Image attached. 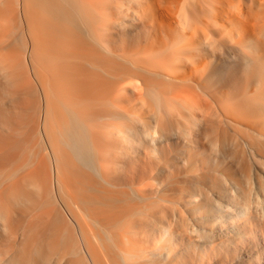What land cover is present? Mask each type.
I'll list each match as a JSON object with an SVG mask.
<instances>
[{"label":"bare ground","instance_id":"1","mask_svg":"<svg viewBox=\"0 0 264 264\" xmlns=\"http://www.w3.org/2000/svg\"><path fill=\"white\" fill-rule=\"evenodd\" d=\"M99 3L102 5L94 4L93 6L91 0H0V106L2 104L0 108V164L5 166L2 169V165L0 167L1 170L5 169L3 172L0 170V247L2 246L0 264H141L138 260L139 254L149 249H156L160 256L164 255L168 259L174 245L173 233L169 226L162 222L158 225L157 235L142 234L143 238L149 237L150 239L147 241L150 245V247L148 246L149 249L141 246L142 243H138V239L135 237L129 236L133 223L128 218L129 221L119 222L122 225L118 223L120 227L123 226V230L119 234H106L105 229H103V231L105 230L104 233L99 230L101 228L99 226L106 228L105 226L111 225H107L106 222L109 221H105L106 219L104 220L102 216L103 214L105 216L108 205L112 207V202H108L106 206V192L111 190L113 192V189L115 190L117 187L121 190L124 188L117 185L118 183H109V180L111 181L116 177L115 175L114 177L109 176L112 179L110 178L106 182V177H108V173H106L108 166L106 168V165H108L109 160L105 161L104 159L106 156L109 159L110 153L105 151L109 154L107 153L104 157L103 149H100L99 146L104 145L103 147L106 148L105 144L109 136L114 137L112 138L114 143L121 145L117 152L115 150L113 153L115 162H110L115 168L119 166V162L121 163L116 157L122 156L124 158L120 160H126L127 163H130L131 161L128 160H131V157L138 152L140 153L139 149L144 148V141L147 138L154 145L150 152L147 151L149 154L146 152L148 155L151 154L152 158L159 157L161 145H166L173 140L183 144L186 148V153L183 154V164L187 165L189 172L193 173L197 179L189 191L187 199L169 201L168 203L175 222L181 218L187 225L185 220L190 216V226L193 231L199 232L203 226L206 227L202 231L207 240L197 246L199 257L212 259L211 256L217 257L222 249L223 253L231 251L236 256L235 260L238 259V264L249 262L252 259H264V0H106L105 2L100 0ZM96 32H106V35L104 33L100 37V33H98V37L95 36L97 35ZM55 35H61L58 36L60 41ZM49 39L59 42L51 43ZM41 40L47 41V44L49 41V48H47V44V47L44 46L45 41L42 42ZM61 41L63 42L62 47ZM92 41L97 42V46L104 51L106 56L98 55V51L99 57L96 55L95 58L99 59L93 58L95 53L92 52L94 49H99L97 46L93 48ZM40 42L44 44L45 50H43V46L40 49L42 45ZM57 43H60V48L64 49L65 47V52L63 49L60 50L61 52L58 50L59 54H63L64 57H62L63 55L60 57L57 51L55 52L56 46H59ZM52 45L55 46L53 47L55 50L50 47ZM101 50L99 54H103ZM100 56L104 57L103 59L106 57V62L103 59V62L99 61L102 58ZM91 57L95 59L94 62L97 60V62H101V65L98 63L99 68L106 63V66L104 65L106 67L105 77L107 74L111 79L113 74H109V69L115 70L119 68V66L116 67L117 64H121V76L124 85L120 87L119 82L115 81L121 88L119 89L120 93H117L125 95L124 98L128 99L127 102H137L136 104L133 103L131 109L132 103L126 104L125 102V108L126 110L130 109L129 111L126 112L122 107L114 108L116 106L112 107L111 111L108 110L104 107L103 99L106 97H103V93L101 96L99 93V97H101L99 100L98 94L95 92L96 79L99 80L100 84L102 83L101 85L98 83L102 87L104 81L102 82L98 78L101 76L98 75H101L99 73L103 71L97 68L101 72L96 74L98 77L95 75L98 71L95 69L96 67H93ZM44 58L45 62H43ZM47 62L51 64L50 69L53 68L50 71H48ZM56 62H59L58 64H61L62 68L65 65V77L62 76L65 75L63 72L59 75V71L64 69L58 71L56 68L59 65ZM54 63L57 65L55 67L58 71L57 74V71L52 67ZM104 66H102V70ZM44 67L46 69H43ZM92 67L95 69V73H91ZM108 67L110 68L108 69ZM42 69L46 73L55 71V73H48L49 76L54 74L59 76L58 78L54 77L56 81L53 76L47 77L48 80L52 78L51 82L54 80V86L60 87L59 92L56 86L55 88L53 85L50 87L48 85L50 82L46 83L47 75L46 73H44L45 76L41 74ZM114 72L112 71V73ZM91 75L97 77L95 78L96 82L94 81L96 85L94 87L91 86ZM42 76L45 77V83L50 90L45 89L47 85L44 87L45 83H42ZM60 76L64 77L62 81L68 77L66 78L69 80L68 85L67 82L61 83H66V88L64 84L63 89L59 86ZM118 77L115 76L116 80ZM105 81L107 82V80ZM105 85L106 83L103 86L105 87ZM41 86L43 89L40 88ZM90 87L95 89L91 90ZM101 87L98 88L101 89ZM60 89L61 91L65 89L63 94L60 93ZM105 89H102L103 92ZM43 90L52 91L54 97L48 96V93L51 94V92L43 93ZM39 91H42L40 93L44 98L49 97V102H51L52 97H56L52 100L54 103L50 104L51 107H49L48 100H45L47 98L44 99L45 104L43 105L47 107L45 111L42 110L45 107L40 109L39 99L41 98L39 97L42 95L39 96ZM94 92L98 97L99 104H97L100 107L96 109V111L100 110L99 113L93 111L94 114H99L95 121L91 117L93 114L91 109L96 107V105L91 107L92 97L95 96ZM58 95L61 112L63 109V112L65 111L67 114L66 116L64 112L65 117H63V112L60 114V106L55 105L58 101ZM121 95L119 96L121 97ZM121 98L123 99V97ZM118 99L120 101V98ZM16 100L21 101L22 111L18 109V101ZM122 101L124 103V100ZM8 102L10 105L15 103L12 106H17L20 113L24 112L23 109L29 110V112L31 110L32 115L34 114L33 117L29 112L23 113L26 116H31L28 126V118L23 116L26 119L23 120L21 118L23 114L15 113L17 110H13V107L11 109ZM20 103L18 105H21ZM52 105L57 106L54 112H57L58 116L60 114L59 117L64 122L59 121L57 114L52 115L53 110L51 109H55ZM127 105H130L129 109H127ZM136 105L139 110L136 109ZM9 107L12 111L9 110ZM48 108H51V112ZM113 108L115 110L121 108L122 111H125L119 110L121 113H125L124 116L121 115L127 121V123L125 121L124 124L119 125L121 128L114 126L115 123L112 120L117 118L119 111H115ZM140 108L143 111L144 109L149 110L147 111L149 114L144 112L154 122L151 131L145 128L146 123L143 121L145 117L139 116L144 112H137V110L141 111ZM106 109L110 111L107 118ZM13 111L21 119L20 122L17 120L19 123L13 125L14 127L11 123L16 122V119H11V122L10 117L14 118L15 116L9 115ZM35 111H40L37 113L38 116ZM115 112L116 114H114ZM121 115L119 116L121 117ZM16 118L18 119L17 116ZM106 119L112 121L108 126H106ZM22 120L27 123H22ZM134 123L139 127L133 126ZM60 125H63V128ZM15 126H18V130L19 127L24 130L28 129V133L26 130L24 133V130L20 129L21 133L23 131L21 135L20 131L13 129ZM11 128L17 132V135H21H18L19 137L16 135L19 139H14V136L12 138ZM34 135L38 138L42 136L43 141L40 140L41 142H39L38 140V143L37 140L32 141L36 137L33 138ZM201 137L207 138L209 146L215 153L210 160L206 158L204 153L192 150L200 146ZM15 140L21 149L13 146L16 145L13 142ZM37 144L40 145L37 146ZM13 147L19 149L21 154H17L18 151L14 153L16 152L14 150L17 149L12 150ZM22 149H24L23 153L26 151L29 157L24 155L26 153H22ZM12 151L15 155L22 156L23 154L25 156H22L23 159L16 156L17 159L14 158L13 162H15H12V166L19 162L18 159L21 160V165L32 164L33 166H30L33 169L34 165H37L38 168L43 165L44 168H41H43L44 178L41 170L38 169L39 171L36 170L38 173H36L35 181V173H33L35 169L33 172L31 169L32 173L30 172L33 174L32 179V175L30 176L26 167V170L23 168L26 172L22 171L25 176L22 174L24 177H20L18 174L21 172L20 169H18L19 171L14 170L18 163L15 164L14 169L10 168L13 158L11 155H14L11 153ZM143 155L145 154L143 153ZM70 157V160L74 158L78 164L74 159L69 162ZM148 157L146 156V158ZM133 158L135 159V156ZM67 160L71 166L74 165L75 161V166L72 167H76L75 170L78 171H74L69 165L67 166ZM141 161H143L142 158ZM63 162L67 168L70 167L71 171L62 167ZM134 163L136 162L134 161ZM208 163L213 164V167L208 168ZM216 164H226V167L222 165L225 169L222 172H217ZM227 164H232L235 171H230ZM80 165L86 167L90 174L93 173L96 176L95 179L98 178L99 180L91 181L94 178L91 180L86 178L90 181L81 179L83 181L79 180L72 184L71 181L74 179L71 181L63 180L67 175L66 172L70 173L72 170L74 174L80 171L79 176L80 173H83L82 176L90 177V174L82 171V166V169L79 168ZM7 166L11 171L14 170L12 171L13 174ZM130 168L133 169V166ZM64 169L66 171H64L65 176L62 172ZM119 169L115 170L119 171ZM115 170L113 173L116 172ZM15 173L20 178L19 180L16 179L17 181L14 178ZM39 173H41L42 178L37 181ZM71 174L68 175L71 176ZM93 174L92 177H94ZM27 176L30 178L27 179ZM67 176L66 178L70 179ZM82 176L80 177L82 178ZM124 176L128 175L125 174ZM130 177L129 179H131ZM140 177L142 176L137 175V179ZM206 180L210 183H205ZM116 181L118 182V180ZM68 183L72 186L77 184L74 186L76 190L73 191H77V195L75 193L72 195L73 188L71 189ZM125 183L128 184L129 182ZM136 183L138 184V182ZM141 183V187L137 184L134 186L135 183L130 187L128 186L130 190L127 191H131L130 193L134 197L144 201L143 204L146 205V191L143 192L145 190L142 189L144 187L143 181ZM32 187L35 188L34 193H49L52 198H50L51 196L44 198L43 193H39L38 197L42 196L44 199H36V194L30 190ZM108 187L110 190H107ZM124 190L125 192H123ZM83 191H87L89 195H86L87 192L83 194ZM119 192L126 193V189L124 188ZM92 193L95 194L92 195ZM114 193L118 194L115 191ZM130 193L128 195L131 199H127L129 202L134 198ZM110 194L113 193L110 192ZM126 194L121 193L120 198L117 197L119 201L113 196L114 194L112 195L113 198L108 199L109 201L114 200L115 202L117 200L120 202V199L122 200L121 195L126 197ZM115 196H119V194ZM49 199H53V202ZM127 200L125 201L127 202ZM156 200L160 206L165 203L160 196ZM126 202L124 203L126 204ZM51 203L55 206L53 208L49 206L52 212L49 215L52 219L48 217V213L46 218L49 219H47L48 222L55 221V224H52L53 222L49 224L46 218H43L49 211V208L47 211L44 206L47 207ZM131 203L134 206L133 201ZM127 204L129 203L127 202ZM125 206L127 207V205ZM139 207L141 208V206ZM39 208L42 211L43 209L46 210V212L41 213L40 210L41 214L38 213ZM117 208H120V212L122 207L120 205ZM33 211H37V214H34ZM124 211L126 212V210ZM130 213L133 215L136 212L131 210ZM143 213L142 206L141 211L135 215ZM121 214L123 215V213ZM27 215H30V218ZM185 215H187L186 218ZM15 217L17 219L18 217L26 218L24 221L27 220L31 223H26L27 221L22 222L21 225L17 223L19 228L14 223L15 228H17L15 229L13 227V222L17 220H14ZM141 217L145 218L143 215ZM31 219L38 220L40 223L34 224L39 226H35L36 230L42 225L41 230L39 229L38 233L35 232L36 235L34 236L33 234L28 236L29 230L34 228L27 226L34 223ZM41 219L46 220L45 223L47 224L45 225L47 227L43 226L44 223L41 224ZM115 220L117 223L118 219L115 218ZM17 221L22 220L19 218ZM89 222L98 226L88 225ZM23 223H25L24 227H22ZM69 223L75 225L74 227L80 232L82 240L80 246L78 245L81 242L77 244V247L63 246L58 242L65 237L61 236L63 233L58 230L61 228L58 225H63L62 228L68 230L69 227L66 228L65 226H68ZM88 226L96 229L98 227V230L93 229V231L91 227L87 228ZM42 227L44 228L42 229ZM63 229L60 230L63 231ZM57 231L60 232L59 235ZM66 231H64V235L67 233ZM91 231L92 233H89ZM98 231L99 233L102 232L101 238L105 234L103 240L107 237L112 244L107 245L101 239L105 245L102 244L100 235H97L99 234ZM12 239H17L16 247L13 245ZM29 239L34 244H26L25 242ZM56 240L57 242H55ZM99 240L100 242H98ZM143 247L146 249H142ZM110 248L113 249L112 254H109ZM242 255L247 256L245 260ZM70 257L74 259L72 258L71 261ZM152 263L168 264L163 260L152 261Z\"/></svg>","mask_w":264,"mask_h":264},{"label":"rangeland","instance_id":"2","mask_svg":"<svg viewBox=\"0 0 264 264\" xmlns=\"http://www.w3.org/2000/svg\"><path fill=\"white\" fill-rule=\"evenodd\" d=\"M94 1H95V3H94ZM91 0V3L93 4V6H94V4L96 5V4H99V6L100 5H102L101 3H102V1H101V3H99L100 2V0ZM106 0H104V2H105ZM98 2V3H97ZM98 6V5H97ZM98 6V7H99ZM97 8V7H96ZM95 25V24H94ZM94 28H96L97 29V27L96 26H94ZM104 31V30H103ZM102 32V31H101ZM101 32H98V33H100V35L97 33V35H95V36H100V37H102L101 36V34H104L105 33V35H106V32H104V33H101ZM95 33V34H96ZM41 35H43V34H41ZM104 35V38L106 37ZM49 36V35H48ZM55 36H61V35H55ZM98 36V37H99ZM43 37H45V36H43ZM52 37V36H51ZM51 37H50V39H51ZM54 37V36H53ZM57 37H54V38H57ZM47 38V37H46ZM49 38V37H48ZM61 39H63L62 37H60ZM97 38V37H96ZM43 39V38H42ZM45 39V38H44ZM50 39H49V41H50ZM58 39H59V37H58ZM46 40V39H45ZM45 40H41L42 42L43 41H45ZM48 40V39H47ZM57 40V39H56ZM48 41V44L51 42V43H56V42H54V40H52V41H50L49 42ZM59 41H60V39H59ZM58 41V42H59ZM63 41V40H62ZM60 42L59 44L61 45V47H62V44H63V42ZM46 42V43H45ZM44 42V44L43 43H41L42 45H41V48L40 49H42V46L44 45V46H46V44H47V41H45ZM93 43H92V46H93V48H95L94 46H97V42L96 41H92ZM47 44V48H49V45ZM58 44V43H57ZM58 44V45H59ZM96 44V45H95ZM53 45H55V44H53ZM50 46L51 48H53V47H55V46ZM60 45L57 47L56 46V48L55 49H57V50H55L54 48H53V50H55V52L57 51V54H59L61 51H62V49L63 48H60ZM44 46H43V50H45V48H44ZM98 47V46H97ZM96 47V48H97ZM58 48H60V49H58ZM92 48V49H93ZM97 49H99V47L97 48ZM49 50V49H48ZM53 50L51 49V51H52V53H53ZM60 52H59V51ZM65 50V47H64V49H63V52H65L64 51ZM100 50L101 49H99V50H95L94 49V51L92 52L93 54L95 53V55L93 56V54H92V56H93V58H95V56L97 55V52L99 51L100 52ZM42 51V50H41ZM46 51H47V49H46ZM51 51H49V52H51ZM96 51V52H95ZM102 51V50H101ZM54 52V53H55ZM62 52V53H63ZM99 52H98V55H102V56H106V55H104V51H102V53L103 54H99ZM101 53V52H100ZM61 54H59V56H60ZM63 55V54H62ZM61 55V56H62ZM97 55V56H98ZM60 56V57H61ZM102 56H100V58L102 57ZM62 57H64V55L62 56ZM99 57V56H98ZM92 58V57H91ZM92 58V61H93V67L95 68V69H97V68H99L98 67V65L101 63V62H103V61H105L106 60V57H105V59H103L104 57H102L101 58V60H99V61H101V62H94L95 61V59H99V58H95V59H93ZM62 59H64V58H62ZM102 59H103V61H102ZM47 61V60H46ZM59 61V60H58ZM63 61V60H62ZM43 62H45V58H44V61ZM106 62V61H105ZM50 63V62H49ZM57 63V62H56ZM59 63V62H58ZM57 63V64H58ZM61 63V62H60ZM99 63V64H98ZM47 64H48V62H47ZM47 64H45L44 63V65L45 66H47ZM63 64H64V62H63ZM103 64V63H102ZM106 64V63H105ZM104 64V65H105ZM120 64V63H119ZM49 65V69H48V71H50L51 69H53V68H51L50 69V65L51 64H48ZM55 63L53 64V66L52 67H54V69H55V67H57V65H55ZM59 66L58 67H61V68H56L58 71H59V69L61 70V69H64L63 71H59V75H61V72H65V70H66V68H64L65 67V65H63V68H62V65L61 64H58ZM61 65V66H60ZM101 65V64H100ZM104 65H102V66H104ZM121 65V64H120ZM120 65H118L117 64V66L116 67H118L119 66V68H114L115 70H113L112 69V71H115L116 72V70H117V72L114 74V73H112V71H111V69H109L110 67H108V69L110 70V73H109V71H108V73L111 75V74H113V75H111V76H113L114 77V79H113V77H112V79L111 78H109L108 77V75L106 74V77H105V72H106V65L104 66V68H105V70H104V68H103V70H102V66H100V68L99 69H101V71H103V72H101L100 70V72L101 73H99V71H98V69H97V71L98 72H96L95 73V69L92 67V69L90 70L91 71V73H95V75L96 74H101V75H98V76H101V77H103V78H101V77H98L97 75V77L98 78H100L101 79V81L103 82V85H104V83H106V85H105V87L102 85V87L100 86L101 84H100V82H98L99 80L98 79H96V81H95V78H97L96 76H92V75H94V74H92L91 76V79H92V81H91V86L93 85V87H94V85H95V82H96V89H95V92H97V93H103L104 95H103V97H106V98H104L103 100H104V107H106L108 110H112V107H114V106H116V107H114V108H117V107H122V108H124V110L127 112V111H129L133 106L132 105H134L133 103H137V102H127L128 101V99L126 100V98H124V96L125 95H121V94H119L120 93V90L119 89H121L120 87H122L123 85H124V80H123V78H122V73H121V71H122V66H120ZM43 69H46L45 67L43 68ZM42 69V71H41V74L43 75L44 73H46L44 70ZM55 69V70H56ZM107 69V70H108ZM56 70V71H57ZM44 71V72H43ZM47 71V70H46ZM58 71L56 72V74L58 73ZM52 73H55V71L53 72V71H51ZM51 72H47L46 73V78L48 77V78H50V77H52L53 76V78L55 77V78H58L59 76H55L56 74H54V75H52V76H49L48 75V73L50 74ZM67 72V71H66ZM118 73V74H117ZM65 74V73H64ZM118 75H119V77H118ZM44 76H45V74H44ZM62 76H66V74L65 75H62ZM62 76H60V79H61V82H58V84H59V86H61V88L63 87V84L65 85V88L67 87L66 86V83H63V84H61L62 82H67V85H68V79L66 80V78H68V77H66L65 78V80H63L62 81V79H64V77L62 78ZM110 76V77H111ZM115 76L116 77H118L117 78V80H116V78H115ZM94 77V78H93ZM42 78H43V76H42ZM48 78L45 80V77L42 79V83H45V81H46V83L48 82H50L48 85L51 87L52 85L54 86V84L55 83H53V81L51 82V79H49L48 80ZM54 78V79H55ZM94 79V80H93ZM103 79H105V80H107V82L105 81V80H103ZM33 81V80H32ZM55 81H56V79H55ZM59 81V80H58ZM95 81V82H94ZM115 81L119 84V86L117 85V83H115ZM92 82H94V83H92ZM45 83V85H44V87L47 85ZM52 83V84H51ZM98 83L100 84V85H98ZM51 84V85H50ZM61 84V85H60ZM116 84V85H115ZM122 84V85H121ZM34 85H35V83H34ZM42 86H43V84H41ZM46 86L45 87V89L47 88V87H49V86ZM42 86L40 87V88H42ZM56 86V85H55ZM55 86H54V88H55ZM119 88H118V87ZM101 87V89H99V88ZM39 88V89H40ZM53 87H52V90L54 89ZM60 88V87H59ZM59 88H57V86H56V89L58 90ZM97 88L99 89L98 91H97ZM103 88H106L105 89V91L104 92H106V93H104L103 92ZM43 89V88H42ZM41 89V90H42ZM47 89H49L50 90V88H47ZM63 89V88H62ZM90 89H91V87H90ZM93 88L91 89V90H94ZM44 91V90H43ZM54 92H55V90H53ZM63 91H65V89L64 90H62L61 91V89H60V93H62ZM101 91V92H100ZM42 91H39V96H41L42 94ZM45 92H51V94L50 93H48V96H53L54 97V93L52 92V91H44L43 93H45ZM57 92V91H56ZM58 92H59V90H58ZM94 92V94H95V96L94 97H92L93 99H92V101H91V107H95V105H96V107L93 109H91L92 111V115H91V117H92V120H96L98 117H99V114L97 115V114H94V112L95 113H97V111H96V109H97V107H99V100H98V97H96V93ZM117 92H119V93H117ZM122 92V91H121ZM53 93V94H52ZM92 93H93V91H92ZM56 94H59V93H56ZM56 94H55V96H56ZM63 94V93H62ZM121 95V97H123V99L119 96V95ZM123 94V93H122ZM46 95V94H45ZM61 95V94H60ZM52 97V100L53 99H56V97L55 98H53ZM127 97V96H126ZM39 98H41V99H39L40 101V104H39V102H38V104L40 105V109L42 108V107H45L43 104H45V102H44V99L45 98H47V97H43V95L41 96V97H39ZM51 98V97H50ZM95 98V99H94ZM97 98V99H96ZM118 98H120V101H118L119 99ZM14 99H17V98H14ZM13 99V100H14ZM19 99V98H18ZM21 99V98H20ZM36 99H37V97H36ZM43 99V100H42ZM60 98H59V95H58V98H57V100L59 101H55L56 102V104L55 105H61V104H59L60 103V100H59ZM118 99V100H117ZM135 99V98H134ZM134 99H133V101H134ZM12 100V101H13ZM38 100V99H37ZM47 102H48V104L50 105V104H53L54 102L51 100V102H49L50 100H49V97L47 98V99H45ZM98 100V101H97ZM122 100H124V103H123V101ZM11 101V102H12ZM16 101H18V104L21 102L20 100H16ZM36 101V100H35ZM13 102H15V101H13ZM42 102V103H41ZM44 102V103H43ZM46 102V103H47ZM108 102V103H107ZM119 102V103H118ZM125 102H126V104L128 103H132L131 104V106L130 105H127V109H129V106H130V109L129 110H126V104H125ZM16 103V102H15ZM15 103H11V105H10V103L8 102V105L9 106H11V109H12V104H15ZM96 103V104H95ZM98 103V104H97ZM106 103H107V105H106ZM112 103H114V104H112ZM7 104V103H6ZM17 104V106L19 107H13V110H17L16 112L15 111H13V113H11V114H9L10 116L12 115V117H14V118H11L10 117V120L11 119H16V122H12V120H11V125H12V127H14L13 125H18V123L20 122V120L21 119H19V115H17V114H15V113H17L19 110L20 111H22V108L20 107V106H22V104L21 105H18ZM111 104H112V106H111ZM116 104V105H115ZM122 104V105H121ZM7 105V106H8ZM43 105V106H42ZM1 106H2V104H1ZM1 106H0V108H1ZM46 106H48L47 104H46ZM53 106V105H52ZM49 107H51V105L49 106ZM57 107V106H56ZM56 107L55 106H53V108H55V109H51V108H48L49 110L51 109V110H53V112H51V110H50V112L52 113V115L54 114V115H56L57 114V116H58V113L57 112H54V110H56ZM19 110H18V109ZM46 108L47 107H45V109L44 108H42V110L43 111H45L46 110ZM60 108V114L63 112V109H62V112H61V106L59 107ZM58 108V109H59ZM100 108V107H99ZM113 108V110H115ZM138 107H137V105H136V109H137ZM10 109V107H9V110L10 111H12ZM106 109V118L109 116V113H110V111H108ZM41 110V111H42ZM116 110H121L122 111V109L121 108H118V109H116ZM115 110V111H116ZM122 111V112H125V111ZM138 110H139V108H138ZM137 110V112L138 113H142V111H143V109H141L140 108V110L141 111H138ZM10 111H8V112H10ZM23 113H25V114H27L28 112H29V110H24L23 109ZM33 111V110H32ZM58 111V110H57ZM94 111V112H93ZM117 111V112H118ZM144 111H149L148 109L146 110V109H144ZM143 111V112H144ZM7 112V113H8ZM15 112V113H14ZM27 112V113H26ZM38 112H40V111H38ZM38 112H36L35 111V113L37 114ZM65 112V111H64ZM64 112L62 113L63 114V117H65V114H66V112H65V114H64ZM109 112V113H108ZM146 112H144V114H140L139 116H141V117H145L144 118V122L146 123L145 124V128H148V129H150L149 131H151V129L153 128V126H154V122H152L151 120H150V117H149V115L147 116V114H146ZM22 113V112H21ZM21 113L20 112H18V114H20L21 115ZM22 113V114H23ZM31 113V114H30ZM45 113V112H44ZM50 113V114H51ZM98 113H99V111H98ZM148 113V112H147ZM2 114H4V113H2ZM25 114H23L22 116H21V118H23V116L25 117L26 115ZM29 114L30 115H32V112H31V110H30V112H29ZM60 114H59V116H60ZM114 114H116V112L114 113ZM125 115V113L123 114V113H121L120 111H119V115ZM149 114V113H148ZM5 115V114H4ZM7 115V114H6ZM9 115H8V117H9ZM26 116L25 118L27 119L28 118V120H27V122L29 121V118L31 117V116ZM39 115H40V113H39ZM94 115H96V116H94ZM118 114H117V118L116 119H114V120H112L115 124H114V126L115 127H119V128H121L119 125H122V124H124V122L126 121V118L125 117H123L122 115H121V117L119 116ZM16 116L18 117V119L16 118ZM34 116V114L32 115V117ZM37 116H38V114H37ZM58 116V118H59V121H62L61 120V118ZM66 116H67V114H66ZM36 117V116H35ZM56 117V116H55ZM123 117V118H122ZM138 117V116H137ZM136 117V118H137ZM125 118V119H124ZM26 119H24L23 118V120H26ZM64 119V118H63ZM17 120H19V122H17ZM22 120V123L23 122H26V121H23ZM116 120V121H115ZM68 121V120H67ZM111 120H107L106 119V126H108V124H110L111 122H112ZM26 122V123H27ZM62 122H64V121H62ZM13 123H15V124H13ZM30 122H28L27 123V126H28V124H29ZM60 123V122H59ZM126 123H127V121H126ZM137 123V122H136ZM136 123H134L135 125H133V126H138V125H136ZM25 124V123H24ZM58 124V123H57ZM62 124V123H61ZM64 124V123H63ZM67 124H68V122H67ZM20 125L21 126H23L21 123H20ZM19 125V126H20ZM61 126V125H60ZM62 128H63V125L61 126ZM139 127V126H138ZM44 128V127H43ZM60 128V127H59ZM61 128V129H62ZM14 130L15 129H17L18 130V126L16 127L15 126V128H13ZM12 128H11V133H12V138H13V136H14V139L15 138H18L19 136L18 135H20V134H18L17 135V132H14V130H13ZM20 129H22V130H24L23 128H20L19 127V130H18V132L20 131ZM12 130H13V132H12ZM26 131H27V133H28V129H25ZM25 130H24V133H26L25 132ZM42 130H44V129H42ZM42 130H41V132H42ZM62 130H64V129H62ZM40 132V133H41ZM16 133V134H15ZM20 133H21V131H20ZM13 134H15V135H13ZM23 134V131H22V133H21V135ZM18 137H17V136ZM20 135V136H21ZM40 135V134H39ZM41 135H42V133H41ZM16 136V137H15ZM36 135H34V136H32L33 138L35 137ZM37 137V138H36ZM35 138H34V140H32V141H36L37 140V143H38V140H39V142H41V141H43V137L42 136H39V138H38V136H36ZM21 138V137H20ZM32 138V139H33ZM112 138H114V137H112V136H109L108 138H107V140H106V144H105V147L106 148H104L103 146H99V148L100 149H103V152H104V157H105V155H107V153L109 152L112 156H113V153H114V151L116 150V152H117V149H119L120 148V146L121 145H119L118 143H114V139H112ZM19 139V138H18ZM18 139H16V140H18ZM145 139V138H144ZM15 140V141H16ZM41 140V141H40ZM112 140H113V143H112ZM13 141L14 142V144L16 143V145H13V146H17L19 143V140H18V142L16 141ZM32 141L30 140V143H32ZM149 141V139L147 138L145 141H144V148L141 150V149H139L140 150V153L138 152L136 155H133L132 157H134L135 156V159L133 158L132 159V157H131V160L129 159L128 161H131L130 163L128 162L127 163V161L126 160H120L121 158L123 159L124 157H122V156H118V157H116L117 159H119V161H121V163L119 162V166H117V168H115V167H113L114 165L112 164V163H114L115 162V155L112 157L109 153V159L107 158L108 156H106L105 157V161L106 160H109V162H108V165H106V168H107V166H108V168H107V170H106V173H108L107 175H108V177H106L107 179H106V182H108V179H112V177H114V175L116 176V177H114L111 181L109 180V183H113V184H117V185H119V186H122V187H124L125 189H126V193H123V192H125V190L123 191V192H119V191H122L124 188H122V190L119 188V187H117V188H115V190L110 186V185H108L107 183H106V185L107 186H110L112 189H113V192H112V190L111 191H109L108 193L106 192V206L108 205V202L109 203H111L112 205V207H110L109 205V207L107 208L106 207V213H105V216H104V214L102 215L103 217H104V220L105 221H109V222H106V224L107 225H109V224H111L110 226H105L106 228H104V227H102V226H99V227H101V228H99V230L101 231H103V229H105L106 230V234H111L112 233V235H116V234H119L122 230H123V226H121L120 227V225H122V224H120L119 222H123V221H129L130 220V222H132L133 223V228H130V234H129V236L130 237H135V239H138V243H142V244H140L141 246H145L147 249H149L148 248V246L150 247V245L147 243V241H149L150 239H149V237H147V238H143L142 237V234H154V235H157L156 233H157V229H158V225H160V222H162V223H164V224H166V225H168L169 226V228H170V230L172 231V233H173V236H172V240H173V247H172V251H171V253L169 254V257H168V259L163 255V256H160L159 255V251H157L156 249H153V250H145L146 252H142V253H140L139 254V258H138V260H139V262L141 263V264H153L152 263V261H154V262H156V261H161V260H163V262L165 261L166 263H168V264H238V259H236L235 260V255H233L232 253H231V251H229L228 253H223V250L221 249V251H220V254L217 256V257H212L211 256V258L212 259H202V258H200L199 257V255H198V251H197V246H198V244H201V243H203L204 241H206L207 239H205L204 238V234H203V231L202 230H205V226H203L202 228H201V230H199V232H197V231H193L192 230V227L190 226V224H191V221H190V216H188L187 217V215H185V218H186V223H187V225H185L184 224V220H181V218L180 219H178V222H175L174 221V217H173V214H172V211H171V209H170V204L168 203L169 201H178V200H181V199H187V195L189 194V191L192 189V186H193V184L195 183V181H196V177L194 176V174L193 173H190L189 172V170H188V168H187V165L186 164H183V159H184V155L183 154H185L186 153V148L183 146V144H181V143H179V142H177V140H173V142H169V143H166V145H161V147H159L160 148V150H159V157H151L150 155H148L149 154V152H150V150H151V148L152 147H154V145H152L151 143H150V141ZM112 144H111V143ZM18 143V144H17ZM34 143H36V142H34ZM41 144V143H40ZM40 144H37V146H39ZM118 144V146L116 147V145ZM96 145H97V143H96ZM95 146V145H94ZM93 146V147H94ZM18 148H19V146H17ZM162 148V149H161ZM14 149H17V148H12V150H14ZM19 149H21V148H19ZM19 149H17V150H14V151H16V152H14V151H12L11 153L12 154H14V153H17V151L19 150ZM23 150L24 149H22L21 151H22V153H23ZM96 150H97V147H96ZM149 150V152H147ZM193 151H199V152H201V153H204V155L206 156V158L208 159V160H210V158L211 157H213L214 155H215V153L212 151V149H211V147L209 146V144H208V140H207V138H205V137H201L200 138V146L199 147H197V148H194V149H192ZM98 151V150H97ZM100 151V150H99ZM105 151H108V152H105ZM14 152V153H13ZM19 152V151H18ZM115 152V153H116ZM146 152L148 153V154H146ZM24 153H26V151H24ZM23 153V154H24ZM97 153V152H96ZM143 153L145 154V155H143ZM17 154H21V152H19V153H17ZM15 155V157H14V155L12 156L11 155V157H13L12 158V161H11V166H10V164H8L9 166H10V168L12 167H14L15 168V164L16 163H18V165H19V162H20V165H19V167L17 168V166L18 165H16V168L14 169V170H18V169H20V173H18L19 175H20V177H24L25 176V173L24 172H22V171H25L26 170V168H28L27 169V171H29L28 173L30 174V172H31V169H32V172L34 171V169H35V172H33V173H35V175H34V180L36 181V179H35V176H36V173H38L37 171H39V170H41V173L43 172L42 171V169L44 168L43 167V165H41V167H43V168H41V167H37V165H34V169H33V167L31 168V166H33L32 164H27L26 166H24L23 164L21 165V160H19L18 159V161L19 162H16L15 164H13L14 166H12V162H13V160H15L14 158H16L17 159V157L18 158H20V159H23V157L22 156H27V157H29V155H28V153H26V154H22V156L21 155H19V156H21V157H19L18 155ZM142 154V155H141ZM97 155V154H96ZM17 156V157H16ZM24 156V157H25ZM71 156V155H70ZM141 156H143V157H141ZM145 156V157H144ZM146 156L148 157V158H151V159H148V158H146ZM111 157V158H110ZM141 158H142V160L143 161H141ZM68 159V158H67ZM71 159V157L68 159L69 160V162H71L72 160H70ZM112 159V161H110ZM68 160H67V162H66V164H67V166L69 165L74 171H78V170H75L76 169V167L75 168H73L74 166H75V161H74V165H70V163L68 162ZM114 160V161H113ZM126 161V162H125ZM133 161V162H132ZM134 161L136 162V163H134ZM139 161V162H138ZM15 162V161H14ZM13 162V163H14ZM65 162H63V164L65 163ZM110 162H112V163H110ZM122 162H123V164H122ZM143 164H142V163ZM69 163V164H68ZM76 163L78 164V162L76 161ZM96 163V162H95ZM97 163H99L98 161H97ZM106 163V162H105ZM131 163H132V165H131ZM137 163H139V164H137ZM145 163V164H144ZM62 164V165H63ZM66 164H64L62 167L64 168V167H66ZM76 164V166H78ZM80 164V163H79ZM125 164V165H124ZM127 164V165H126ZM1 165H2V167H1ZM31 165V166H30ZM124 165V167H122ZM129 165V166H128ZM133 166V169L132 168H130L131 166ZM222 165L224 166V167H226V164H216V167L215 168H217V172H222L225 168H223L222 167ZM22 168H21V167ZM27 166H29L30 167V169H29V167H27ZM36 166V167H35ZM39 166V165H38ZM81 166L82 165H80V167L79 168H81ZM121 166V167H120ZM0 167H1V169L4 167L5 168V166H3V164H0ZM26 167V168H25ZM70 167L69 168H67L66 167V170H68V171H71V169H70ZM83 167V172H87V174L89 175L90 174V171L89 170H87V168L86 167H84V166H82ZM119 167H120V169H119ZM130 168V169H126V168ZM207 167L208 168H211V167H213V164H210V163H208L207 164ZM7 168H9L8 166H7ZM9 168V170H10V172H12V171H14L13 169H12V171H11V169ZM25 170H24V169ZM41 168V169H40ZM62 168V169H63ZM79 168H77V169H79ZM119 169V171H116L115 169ZM135 168H138V169H136L135 170ZM227 168L230 170V171H235V167L232 165V164H227ZM0 169V170H1ZM23 169V170H22ZM39 169V170H38ZM82 169V168H81ZM86 171H85V170ZM112 169V170H111ZM117 172H115V173H113L114 172V170ZM124 169H126V170H124ZM3 170H5V169H3ZM3 170H1L2 172H3ZM16 170V171H17ZM37 170V171H36ZM73 170H72V172H70V173H68V172H66L65 171V169L62 171V172H66L67 173V175L68 174H71V176H67L66 175V173L64 172V176L66 175L67 177H70V179L68 178H66V176H65V178H63V180H69V181H71L72 179H74V180H72L71 181V184L72 183H76L77 181H83V180H81V179H84V181H90L91 180V178L93 179V180H91V181H97V180H99L98 178L97 179H95L96 178V176L93 174V173H91L89 176L90 177H85V175H81V174H83V173H80V176H82V178L78 175V173L80 172H78V173H73ZM80 170V169H79ZM132 170H134L133 172H135L138 176H142V177H140V178H138L137 179V175L135 174V173H133L132 172ZM1 171H0V174H1ZM19 171V170H18ZM88 171H89V173H88ZM128 171V172H127ZM26 172V171H25ZM31 172V173H32ZM111 172V173H110ZM128 174H127V173ZM129 172H132L131 174H129ZM41 173H39L40 175L38 176V178H37V181L40 179L41 180V178H42V176H43V178H44V174L42 173V176H41ZM44 173H45V169H44ZM12 174H13V172H12ZM24 176H23V175ZM28 174V175H29ZM73 174H74V178H73ZM84 174H86V173H84ZM92 174L94 175V177H92ZM122 174H126V175H128V176H124V175H122ZM22 175V176H21ZM26 175H27V173H26ZM32 175V179H33V174H30V176ZM38 175V174H37ZM87 175V176H88ZM106 175V176H107ZM112 175V177H109V176H111ZM17 176V177H16ZM30 176H29V178H30ZM63 176V177H64ZM79 178H78V177ZM126 177V178H124V177ZM130 176H133V177H130ZM76 177H77V179H76ZM83 177H85V178H83ZM129 177L132 179H129ZM12 178V180L14 181V179H13V176L11 177ZM14 178H15V181H17L16 179H20L19 178V176L18 175H16V173H15V176H14ZM27 179H29L28 178V176L26 177ZM86 178H90V180H88V179H86ZM127 178H128V181H127ZM136 178V179H135ZM31 179V180H32ZM86 179V180H85ZM141 179V180H140ZM43 180V179H42ZM76 180V181H75ZM116 180H118V182L116 181ZM130 180H131V183H130ZM137 180V181H136ZM140 180V181H139ZM12 181V182H13ZM116 181V182H115ZM134 181V182H133ZM141 181H143V185H144V187H142V189L144 188L145 190H143V192L144 191H146V196H147V201L145 202L146 203V205H144L143 203H144V201L142 202V201H140L138 198H136V197H134V195L133 194H131L130 192H128L127 190H130L129 189V187L131 186V185H133L134 183V186H136V182H138V186L139 187H141L142 185V183H141ZM68 182V181H67ZM124 182H129L128 184H124ZM133 182V183H132ZM140 182V183H139ZM70 183V182H69ZM68 183V185H69V187L72 189V195H74V193L77 195L78 193H77V191H75V192H73L74 190H76V188H74V186H76L77 184H73L74 186H72L71 184H69ZM205 183H210L208 180H206L205 181ZM130 184V185H129ZM71 185V186H70ZM116 185V186H117ZM141 185V186H140ZM129 186V187H128ZM110 187H108V189L107 190H110ZM127 187V188H126ZM29 189V188H28ZM34 189V190H33ZM120 189V190H119ZM30 190L31 191H33V193H34V191H35V188H33L32 187V189L30 188ZM106 190V191H107ZM119 190V191H118ZM37 191V190H36ZM114 191L115 192H117L118 194H119V196H115V195H118V194H116V193H114ZM38 192V191H37ZM87 192V191H83V194H85V193ZM110 192L111 193H113V194H110ZM41 194V193H43L42 194V196L45 198V196L47 197V196H51V195H49V193H47V194H45L44 192H38V193H34V194H36V199H40V200H43L44 198L42 197V196H40V197H38L39 195L38 194ZM126 194V197H124V195L122 196L121 195V197H122V200L120 199V202H118L119 201V198H120V194ZM130 193V195H133V199H132V201H133V203H134V206L136 207H134L133 205H131L132 203V201L131 202H129L128 200L129 199H131V198H129L130 196L128 195ZM95 194V193H94ZM93 193H92V195H94ZM144 194V193H143ZM86 195H89V193L87 192V194ZM96 195H97V193H96ZM110 195V196H109ZM115 197V198H117V197H119V198H117V200H115V202H114V200L113 201H109V199L108 198H110V197H112L113 198V196ZM145 195V194H144ZM161 197L164 201H165V203H163L161 206H160V204L158 205V202H157V198L158 197ZM38 197V198H37ZM48 197V198H49ZM123 197H124V199L125 200H127V202L129 203V204H127V202L123 199ZM128 197V198H127ZM42 198V199H41ZM50 198H52V196L50 197ZM135 199H137V200H135ZM52 200V202H53V199H51ZM50 199H49V201H51ZM108 200V201H107ZM135 200V201H134ZM166 201H167V203H166ZM114 202V203H113ZM116 202H118V203H116ZM124 202H126V204L124 203ZM157 202V203H156ZM127 205V207L124 205ZM131 203V204H130ZM28 204V203H27ZM116 206H115V205ZM121 205V210H120V212H119V209L120 208H117V207H120V205ZM118 205V206H117ZM131 205V207H129ZM29 206V205H28ZM51 208H53V207H55V206H53V204L51 203L50 205H48L47 207H46V205L44 206V209H46L47 211H48V208H49V211H50V207ZM117 208H115V207ZM137 206H138V208H137ZM139 206H141V208L139 207ZM142 206H143V211H144V213L143 214H140L141 216L143 215V216H145V218L144 217H141L139 214H137V215H135L136 213H138V211H141V209H142ZM46 207V208H45ZM124 208V209H123ZM129 208H131V209H129ZM133 208H134V211H133ZM43 209V211L39 208V210H37L38 211V213H40L39 211L41 210V213L42 212H46V210H44ZM138 209V211H136ZM109 210V211H108ZM124 210H126V212L124 211ZM131 210H132V212H136L135 214H133V215H131L132 213H130L131 212ZM37 211H33L34 212V214H37ZM49 211L48 212H46V214H45V216H43V218L45 217H47L46 215H47V213H48V217H50L51 218V215H49V214H52V212L50 211V213H49ZM108 211V212H107ZM116 211H118L117 212V214H116ZM129 211V212H128ZM32 212V213H33ZM105 212V211H104ZM111 214H110V213ZM128 212V213H127ZM31 213V214H32ZM40 213V214H41ZM121 213H123V215L121 214ZM129 213H130V215H129ZM34 214H32V215H34ZM128 214V216H126ZM145 214V215H144ZM110 215V216H109ZM112 215V216H111ZM139 215V216H138ZM27 216H29V218H30V215H27ZM26 216V218L29 220V218ZM114 216V217H113ZM126 216V217H125ZM32 217V216H31ZM109 217V218H108ZM118 217V218H117ZM121 217V218H120ZM124 217V218H123ZM19 218L22 220V221H17V220H19ZM25 218V219H26ZM44 218V219H45ZM114 218V219H113ZM115 218L116 219H118L117 221V223L115 222L116 220H115ZM129 220H128V219ZM17 219V217H15V219L14 220H16ZM23 217L21 218V217H18V219L16 220V221H14L13 222V227L15 228V225H18V228L20 227L19 226V224H17V223H20V225L22 224V222H26V221H24L25 220ZM43 219V220H44ZM48 218H46V220H47ZM52 219V218H51ZM121 219H122V221H121ZM32 220V219H31ZM42 219L40 220V222H42L41 224H43V226H46L47 227V225H45V224H47V223H52L53 221H51V222H48V220H47V223H45L46 222V220L45 221H43ZM110 220H114V221H110ZM120 220V221H119ZM30 221V220H29ZM36 221V220H35ZM34 220H32V222H34V223H32L31 225L30 224H26L27 226H32V227H34V228H31L32 230L30 231L29 230V232L30 233H28L29 235L28 236H30V234H33V236L34 235H36V233H38L37 231H39V229L41 228V226H40V228H38L37 227V230L35 229L36 227V225H34L35 223H39V221L37 220L36 222H35ZM55 222V221H54ZM52 223V224H55V223ZM14 223H15V225H14ZM26 223H31V222H26ZM120 225H119V224ZM24 224L25 223H23V226L22 227H24ZM40 224V223H39ZM48 224V225H49ZM91 224V226H98V225H95V224H93L92 225V222L90 223L89 222V224L88 225H90ZM25 225V226H26ZM65 225V224H64ZM70 225H72V226H70ZM75 225H73V224H70L69 223V225L67 226H65L66 228H68L69 227V229L68 230H70V228H71V230L70 231H68L67 229H63L62 227H64L63 225L62 226H59L58 225V227H61V228H58V230L61 232V233H63V234H61V236H65L64 238H63V240H61V241H59L58 240V242H59V244H62L63 246H69V247H71V246H75V247H77V244H79L80 242V244L78 245V246H80L81 244H82V240H81V238H80V232L78 231V229L76 228V227H74ZM91 226H88L87 228H89V227H91ZM93 226V227H94ZM54 227V226H53ZM56 227V226H55ZM74 227V228H73ZM44 227H42V229H43ZM73 228V229H72ZM86 228V229H87ZM120 228H122L121 230H120ZM15 229H17V228H15ZM27 229H30V227H27ZM63 229V231H61V230ZM91 229L93 230H98V227H97V229L96 228H92L91 227ZM153 229H154V231H153ZM156 229V230H155ZM33 230H36V231H33ZM41 230V229H40ZM67 230V231H66ZM87 230H90V229H87ZM93 230V231H94ZM104 230V231H105ZM118 230H120V231H118ZM64 231H66L67 233H65V235H64ZM95 231V232H96ZM104 231H103V233H104ZM32 232V233H31ZM36 232V233H35ZM40 232H42V231H40ZM60 232H58L57 231V233H58V235H59V233ZM94 232V233H95ZM109 232V233H108ZM86 233L88 234V231H86ZM89 233H92V231L91 232H89ZM98 233H99V231H98ZM96 234V233H95ZM100 234H102V232H100L99 234H97L98 236L100 235ZM132 234H135V235H133L132 236ZM15 236L17 237V235L15 234ZM32 236V235H31ZM73 238H72V237ZM99 238H100V240L102 239V238H105V234H104V236L101 238V235L99 236ZM100 240L98 241V242H100ZM103 240V239H102ZM101 240V243L102 244H104L103 243V241L105 242V244H107V245H111L112 244V242L110 241H108V239H107V237H106V239L105 240H103L102 241ZM12 243H13V245L16 247V245H17V239H12ZM27 241H29V242H27ZM25 243L27 244H34L32 241L30 242V239L29 240H27ZM55 242H57V240L55 241ZM11 243V244H12ZM101 243H99V244H101ZM58 244V243H57ZM104 244V245H105ZM106 245V246H107ZM15 247H13V248H15ZM145 247H143L142 249H144ZM1 248H2V246L0 247V250H1ZM145 248V249H146ZM68 249H71V248H68ZM73 249V248H72ZM108 250V249H107ZM110 250V252H109V254H112V252H113V249L112 248H110L109 249ZM244 252H246V251H244ZM247 256H245V255H242V258H244V260H245V258H246ZM72 258L73 257H70L69 259L72 261ZM164 258V259H163ZM166 258V259H165ZM59 259H61V258H59ZM58 259V260H59ZM74 259V258H73ZM239 264H264V259L263 258H259V259H256V260H254V259H252V260H250L249 262H245V263H239Z\"/></svg>","mask_w":264,"mask_h":264},{"label":"crops","instance_id":"3","mask_svg":"<svg viewBox=\"0 0 264 264\" xmlns=\"http://www.w3.org/2000/svg\"><path fill=\"white\" fill-rule=\"evenodd\" d=\"M98 94V97H99V93H97ZM100 96H101V93H100ZM97 97V96H96ZM101 97H99V99H100ZM100 111V110H99Z\"/></svg>","mask_w":264,"mask_h":264}]
</instances>
